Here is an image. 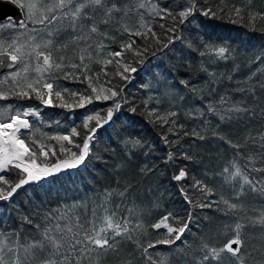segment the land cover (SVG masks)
<instances>
[{
    "label": "trees",
    "instance_id": "obj_1",
    "mask_svg": "<svg viewBox=\"0 0 264 264\" xmlns=\"http://www.w3.org/2000/svg\"><path fill=\"white\" fill-rule=\"evenodd\" d=\"M112 2L113 0H107L106 7H111ZM139 2L141 0H115L121 11L113 13L111 17L105 16L104 8L93 10L89 7L86 12L93 19L83 20L82 30L77 33L70 29L63 31L55 37L56 44L52 47H41L40 51L51 52L53 61L62 65L60 69L53 68L43 74L44 80L53 83L54 91L51 97L53 105H43L35 98L22 100L14 96L0 101L2 106H13L11 114H15L16 108L39 110L38 117H28L32 128L21 130L20 135L37 153L39 149L32 143L33 140L44 144L46 149L50 147L54 150L57 155L52 156L50 153L47 160L55 162L57 159L67 158L66 154L60 153V143L72 151L78 149L66 141L57 142L49 137L69 135L75 127L80 136L74 137L73 140L75 143H82V137L86 132L83 128L84 118L96 113L106 117L108 108L113 105V100L96 101L89 81L98 91L101 88L123 89V92L114 98L120 100L121 109L114 113L111 121L97 129L87 169L81 167L79 171L70 170L41 186L33 185L26 188L28 199L25 198L26 192L21 191L14 196V204L0 202V231L13 234L7 243L9 247L17 249L15 253H8V258L14 259L16 255L25 257L24 248L41 240L44 229L49 226L54 228L56 223L64 226L73 222L76 216L81 217L82 222L90 218L94 204L101 203L106 190L124 191L130 186L124 197L113 196L108 207L116 212L118 220L127 218L131 221L133 240H138L143 247L166 238V229L154 230L151 225L168 212H172L183 222L187 221L189 210L193 212L190 230L185 232L181 240L176 241L175 245L158 244L154 249H149L152 259L157 264L161 261V255L157 253L167 256L166 264H195L194 257L200 255L198 249L201 244L221 247L233 235L230 230L225 235L226 226H234L237 220L245 224L243 229L245 264L264 260V227L252 224V221L264 212V196L253 193L246 187L244 194L236 198V193L240 191L239 178L226 182V174L223 173L225 167L234 171L231 167L233 160H236L242 170L248 171L245 167L247 157L258 156L261 151L258 144H253L247 138L249 136L258 138L260 133H264V116H261V112L264 111V90L258 86L264 81V72L257 71L264 68V61H255V57L264 52V20L257 19L256 28L253 30L249 24V13L264 12V0H197L198 8H210L222 18L208 19L197 12L191 23L176 24L177 31L167 32V35V29L173 27L174 22L170 18L161 19L159 16L149 14L147 7L137 9ZM143 2L146 5L154 2L160 7H170L175 15L185 0ZM236 7L243 9V20L232 23V20L239 19L235 15H230L234 13ZM125 8L129 9L127 15H124ZM141 15L162 43L158 44L151 33H147L146 28L140 27ZM104 19H108L107 24L101 23ZM93 23L97 25L99 32L88 34V26ZM123 26H127L132 33L140 31L147 33V36L130 35L123 32ZM28 27L41 26L29 24ZM22 31L24 30L4 31L0 34V41L11 43ZM101 33H107L108 37L114 39L105 38ZM79 34L88 35V39L73 42L72 36ZM176 35L181 38L174 39L169 48L163 49L162 45L167 43L168 36ZM41 36L47 38L46 34L42 33L37 36L36 43L41 42ZM26 39L19 36L18 43H24ZM130 40L136 42L133 47L142 52L141 56H134L130 51H125L122 57L113 58L109 55L110 52L121 51V45ZM190 42L192 47H188ZM64 44H67V47H60L57 50V45ZM100 44L105 47L98 51ZM204 45L228 46L232 50L231 56L228 60H216L215 63H211L209 60L212 53L200 55L202 51H206ZM82 49L86 51L82 52ZM144 49L147 51H143ZM81 55L85 56L83 65L80 61ZM105 60L113 62L105 64ZM117 60L136 69L135 72L125 73L130 79H121L116 74L117 71L123 72V67L116 63ZM27 63L30 66L28 81L37 79L40 74L35 71L36 66L28 59V55ZM72 64L80 67L72 68ZM202 64L208 72L220 77L221 82L211 85L215 91L210 94L205 92L201 99L194 96L190 89L193 86L204 88L209 80L207 73L201 71ZM84 65H87V70H83ZM23 66L22 62L19 67ZM16 70L17 66L14 70L0 75V91L7 93L13 89L12 81L5 80V77ZM252 73L256 75L252 76ZM85 76L89 79H85ZM228 76L232 79L229 80ZM250 76H252L250 83L257 85L254 96L248 92L237 91L238 88H247L248 85L244 81ZM181 80H187L188 86L181 84ZM26 82L23 79L20 81L21 85ZM55 90L61 91L62 99L55 96ZM44 91L47 98V90ZM73 92L77 95L73 96ZM81 94L92 96L93 102L85 104L84 107H77ZM221 95L229 96L233 102L243 100V106L251 108L254 115L244 114L242 118L225 122L211 114L200 119L186 115L191 109L204 108L207 103L218 101ZM60 104L66 107H61ZM133 107L136 108L135 113L130 111ZM153 109L156 110V115L161 117L169 112H176L177 116L168 117L169 124L161 127L160 123L153 124L150 122L153 118L147 117V113ZM205 119L209 122L207 125ZM171 120H176L174 127L178 136L169 134V144H165L161 136L168 133V128L172 127ZM95 124L96 121L90 122L92 127H95ZM180 125H183V128ZM193 130L204 135L205 139L201 140L193 135ZM220 136L225 139H220ZM129 137L140 138L145 146L133 148L128 145L126 148L123 142ZM177 139L179 142L173 144L172 142ZM226 141L240 147H232ZM169 152H172L174 157L172 161L166 162ZM185 155L191 159H184ZM37 159L38 163L45 162V157L38 156ZM256 166L261 167L264 164L258 159ZM181 168L186 170L185 179L173 180L172 177L177 175ZM142 169L150 171H141ZM0 174L5 175L10 181L18 180V176L13 172ZM250 175L264 176L256 173ZM196 181L211 189V194H202L198 186H195ZM181 187L186 189L193 202L204 200L206 195L204 202H210L213 206L193 208L184 200L179 191ZM33 191L35 197L31 195ZM221 197L242 205V208H238L234 214L226 215L225 211L221 210L226 209ZM77 203H87L88 207L73 208L72 205ZM54 209L57 211L53 212ZM62 213H66L71 219L59 221L54 219ZM48 214L53 218L46 220L45 216ZM97 214L102 215V209H98ZM22 216H29L32 223L23 222ZM137 223L143 227L137 229L135 227ZM169 223L179 227L171 219ZM189 245L191 247H187ZM177 247L184 251H174ZM34 251L35 255L25 260L24 264H41L46 258V252L38 249ZM141 253L142 249L137 248L135 243L124 240L119 252L102 255L100 264H128V261H133V264H145ZM85 264L88 262L85 261Z\"/></svg>",
    "mask_w": 264,
    "mask_h": 264
},
{
    "label": "snow or ice",
    "instance_id": "obj_2",
    "mask_svg": "<svg viewBox=\"0 0 264 264\" xmlns=\"http://www.w3.org/2000/svg\"><path fill=\"white\" fill-rule=\"evenodd\" d=\"M107 0H0V10L5 5L14 6L20 13V19L12 16H7L4 20L0 21V34L4 31H18L20 29L24 30L19 32V36L26 37L24 43H18V38H15L11 43H6L0 41V65H7L8 67L17 66V70L9 73L5 80H11L14 87L10 92L0 91V101L9 99L14 96L19 99H38L41 104L50 106L53 105L52 95H53V83L47 82L43 79V74L50 72L53 68L60 69L62 65L56 64L53 61L51 52L40 51L41 47L50 48L56 44L55 37L63 31L71 30L73 33H77L82 30V21L93 19L87 12L86 9L91 7L93 10L97 8L105 9V16L111 17L113 13L120 12L121 8L117 6L115 0H113L111 7H106ZM39 5V6H38ZM137 9L146 8L149 14L159 16L161 19L170 18L174 25L168 28L167 32L175 33L177 31L176 24L184 25L185 23H191L192 19L195 17L196 13L199 12L205 18L208 19H220L222 17L218 16L216 12H213L210 8H198L197 0H185V3L179 6V10L176 14H173V10L170 7H160L156 3H150L146 5L143 0L137 4ZM124 15H127L129 9L125 8ZM223 11L222 9L220 10ZM243 9L236 7L234 13L230 15H235L239 19L232 20V23H239L243 20L242 15ZM264 20V12H250L249 13V24L251 28L255 30L256 20ZM101 23L107 24L108 19H104ZM31 25H40L41 27H32ZM141 28H146L147 33H151V36L156 39L158 44L162 43L156 33L152 30L149 24L145 23L143 20V15H141ZM164 27V25H161ZM99 28L95 23L88 26V34L98 33ZM123 32L129 33L130 35L136 36H147V33L136 31L132 33L127 26H123ZM46 34L45 39L41 36V42L36 43L37 36L40 34ZM105 38H110L107 33H101ZM179 35L175 37L168 36L167 43H163V49L169 48L174 41V39H180ZM72 41L77 42L80 40H87L88 35L79 34L73 35ZM114 39V38H110ZM136 42L130 40L128 43L121 45V51L110 52L109 55L113 58L122 57L125 51H130L134 56H141L142 52L139 49L133 47ZM60 47H67V44L57 45V50ZM91 46L89 45V48ZM105 46L103 44L98 45L97 50L103 49ZM188 47H192L191 42ZM30 48V52L27 53L28 56L35 55L37 60V66L35 71L40 74L37 79L28 81L29 64L24 61L26 52L25 49ZM206 51L200 53L201 56L206 55V53H212L209 62L215 63L216 60H228L231 56V49L228 46H213L204 45ZM82 52L86 49H82ZM143 51H147L144 49ZM42 58V61H41ZM88 58H91L89 53ZM85 56H80L81 64H84ZM11 63H8V62ZM255 61H264V52H261L255 57ZM23 62V68L19 65ZM112 60H105V64L112 63ZM116 63L123 67V72L117 71V75L121 79L128 80L130 77L126 76L125 73L135 72L136 69L132 68L128 64H123L122 61L117 60ZM72 68H78L79 65L72 64ZM87 70V65H84V69ZM236 69H233L235 71ZM201 71L207 73L209 80L206 82L204 88H196L193 86L190 90L193 92L194 96L203 98L205 92L208 94L215 91L211 87L213 84L221 82L220 77L215 73L208 72L207 68L201 65ZM257 71L264 72V68L257 69ZM256 73H252L255 76ZM252 76L248 77L245 84L247 88H238L237 91L248 92L251 95H255V88L257 85L250 83ZM23 79L27 81L21 85L20 81ZM85 79H89L85 76ZM231 80L232 77L228 76ZM181 84L185 87L188 86L189 82L187 80H181ZM259 88L264 90V81L259 83ZM59 87V86H57ZM89 87L92 90L94 99L96 101H109L113 100V105L108 108L106 117H101L100 113L87 115L83 120V128L86 130L85 135L82 137V143H75L74 137H79L80 132L74 127L69 135H55L49 137L57 142H67L69 145H73L78 151H72L66 148L63 143H60V153L66 154L67 158L57 159L55 162H49L47 160L49 154L56 156L57 153L50 147L46 149V146L42 143H37L35 140L32 141L39 149L37 153L34 148L30 147L25 139L21 138L22 129H31L32 124L28 117H38L39 110L33 108H16L15 114H11L13 111V106H2L0 105V173L13 172L18 176V180L13 182L5 178V175L0 174V202H5L8 205L14 204V196L18 195L21 191L26 192V188L33 185L41 186L45 182L50 180H55L62 173L75 170L79 171L81 167L87 169L88 161L92 156V142L95 139V134L97 129L102 127L103 124H107L111 121L115 112L119 111L122 107L120 100L114 98L118 97L123 89L113 90L101 88L99 91L97 88L92 87L89 81ZM47 90V98L44 90ZM64 91H68L64 89ZM55 96L58 99H62V94L60 90H55ZM73 96L77 93L73 92ZM183 99V97H181ZM93 102L92 96L80 95V101L77 107H84L85 104H91ZM244 101L239 100L233 102L231 98L227 95H221L218 101H211L204 105V108H195L189 110L186 115L190 118L200 119L201 117H206V115L211 114L217 116L221 122L230 121L234 119L242 118L244 114L254 115L251 108L244 107ZM61 107H66L64 104H60ZM132 113L136 112V108L130 109ZM176 112H169L166 116L156 115V110L153 109L147 113L148 118H153L150 120L151 123H160L161 127L169 124L168 117H176ZM261 116H264V111L261 112ZM8 122H5V121ZM91 121H96L95 127L90 126ZM209 122L205 119V125ZM172 127L168 128V133L161 136V140L165 144H169L168 135L178 136L175 130L176 120H171ZM183 128V125H180ZM217 135L216 132H213ZM187 135V133H185ZM193 135L197 136L199 139L204 140L205 136L193 130ZM220 139H225V137L220 136ZM251 140L253 144H258L261 149L258 156L249 155L247 157V164L245 167L248 171L242 170L236 160L231 162V167L234 171H230L228 167H225L223 173L225 175L226 182L235 181L237 178L240 180V191L236 193V198L244 194V190L247 189L253 193H259L264 196V176L257 175L251 176L250 173L264 174V166L257 167V161L259 159L261 164H264V133H260L258 138L249 136L247 138ZM179 140L173 141L172 143H178ZM232 147L239 148L240 145L232 144L231 141H226ZM125 147L131 145L133 148H143L145 146L144 142L140 138L129 137L124 142ZM147 155V154H146ZM45 157V162L38 163L37 157ZM174 154L169 152L167 155V160L172 161ZM99 159V157H97ZM184 159H191V157L185 155ZM18 170V171H17ZM141 171H150V169H142ZM187 173L184 168H181L177 175L172 177L175 181H181L185 179ZM198 190L202 194H211L212 190L203 185L200 181H196ZM129 187H126L124 191H118L116 189L106 190L103 194L101 203L94 204L91 210V217L81 221V217L76 216L74 221L71 223H66L61 226L59 223L55 224V227H47L42 233V239L37 240L34 243L29 244L24 248V253L26 254L22 260L19 255H16L14 259L11 260V264H24L25 260H29L35 255L34 250H39L41 252H46V258L41 261V264H100V259L102 255H106L109 252L118 253L120 250V245L124 240L132 241L136 244L137 248L142 249V256L145 259V264H157L155 260L152 259L149 249H154L156 245H175L176 241L181 240L182 236L186 231H189V225L192 220L193 212L189 210L188 219L186 222L180 220L179 217L174 216L172 212H168L164 215L158 222L151 225L154 230H159L161 228L166 229V238L157 240L154 243H148L147 247H143L138 240H133L132 231L130 228L131 221L127 218L123 220H118L116 218V212L111 211L108 207L111 198L113 196L124 197L129 191ZM180 193L183 195L184 200L188 204L195 207H212V203H206V195L204 200L193 202V200L187 194L186 189L181 187L179 189ZM35 197V192L31 193ZM26 199H28V193L26 192ZM221 202L226 205V209H221L225 211V214H234L238 208H242V205L237 203H232L227 199L221 197ZM16 207H19L16 205ZM73 208L84 207L87 209V203L84 204H73ZM102 209L103 214L98 215L97 210ZM57 210H53L55 212ZM87 215V213H86ZM51 214L45 216V219H52ZM22 221L25 223H32L29 216H22ZM55 220H69L66 213H62L60 216L54 217ZM178 224L179 227H174L172 223ZM253 225H260L264 227V212L260 216L252 221ZM137 229L142 228L143 225L137 223L135 225ZM37 228L39 226L37 225ZM245 224L237 220L234 226H226L225 235L228 234L229 230L233 233L231 238H229L221 247H213L207 243H202L198 251L200 255L194 257L195 264H245V253H244V240H243V229ZM13 235L12 233H5L0 231V264H9V260L6 259L8 253H15L17 249L8 246V238ZM119 238V239H118ZM187 247H191L190 245ZM7 249V251H5ZM174 251L182 252L183 249L177 247ZM93 253L96 255L94 256ZM161 255L160 264H166L167 256ZM128 264H133V261H128ZM254 264H264V260L254 261Z\"/></svg>",
    "mask_w": 264,
    "mask_h": 264
},
{
    "label": "water",
    "instance_id": "obj_3",
    "mask_svg": "<svg viewBox=\"0 0 264 264\" xmlns=\"http://www.w3.org/2000/svg\"><path fill=\"white\" fill-rule=\"evenodd\" d=\"M7 16H12L20 19L19 11L11 5H5L2 10H0V21L4 20ZM8 63H11L10 61ZM16 66L8 67L7 65H0V74L14 69Z\"/></svg>",
    "mask_w": 264,
    "mask_h": 264
},
{
    "label": "rangeland",
    "instance_id": "obj_4",
    "mask_svg": "<svg viewBox=\"0 0 264 264\" xmlns=\"http://www.w3.org/2000/svg\"><path fill=\"white\" fill-rule=\"evenodd\" d=\"M25 52H26V55H25L24 60L26 59L25 61L27 62V53L30 52V50H25ZM28 59L32 60V62L34 63V66H37V60L35 59V55L34 54L32 56H28ZM41 61H42V58H41ZM5 251H7V249H5ZM6 259H8L9 260V264H11L12 258H10V257L8 258V255H7L6 256ZM21 259L22 260L24 259V256L23 255H21Z\"/></svg>",
    "mask_w": 264,
    "mask_h": 264
}]
</instances>
